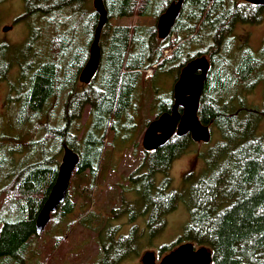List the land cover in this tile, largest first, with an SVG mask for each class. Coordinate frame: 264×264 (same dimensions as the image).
<instances>
[{
  "label": "trees",
  "instance_id": "obj_1",
  "mask_svg": "<svg viewBox=\"0 0 264 264\" xmlns=\"http://www.w3.org/2000/svg\"><path fill=\"white\" fill-rule=\"evenodd\" d=\"M103 1L108 22L100 39V67L89 85L80 82V74L99 25L94 0H24L25 14L16 20H29L33 35L26 62L8 66L18 73L10 83L17 85L10 119L14 136L0 121V264H28L37 255V218L57 181L65 147L79 155L80 163L66 200L52 215L57 228L77 208H88L95 190L107 184V173L117 171L115 155L129 149L130 133L136 131L135 101L147 72L153 70L154 81L167 66L180 65V74L205 56L211 69L199 116L222 138L206 155L207 170L186 191L173 188L172 166L195 143L190 135L174 136L156 151L144 150L129 175L131 187L120 190L122 205L113 207L104 224L95 212L84 214L79 224L98 234L97 264H121L136 252L141 236L137 225L122 234L117 221L129 214L133 224L147 215L155 237L184 203L190 222L173 246L190 242L209 248L213 264H264V132L259 134L264 103L247 108V95L264 85V39L256 51L235 35L239 24L259 25L264 8L239 0H183L170 36L161 40L158 21L180 0ZM134 16L151 17L154 25H112L114 19ZM155 101L158 118L171 112L174 91ZM157 175L163 176L159 184ZM176 248L165 245L160 253Z\"/></svg>",
  "mask_w": 264,
  "mask_h": 264
},
{
  "label": "rangeland",
  "instance_id": "obj_2",
  "mask_svg": "<svg viewBox=\"0 0 264 264\" xmlns=\"http://www.w3.org/2000/svg\"><path fill=\"white\" fill-rule=\"evenodd\" d=\"M239 1L244 2V0ZM25 11L24 0H5L0 4V121L3 123V128H6L5 131L8 130L7 133L10 136H14L17 130L13 127L14 123L10 120L14 119L12 111L14 99L12 98L16 97L17 85H11L10 83L14 81L16 75L18 76V73L15 67L10 66L8 69V66L14 63H25L31 53L29 50L27 53L26 47L29 37L33 35V30L30 27L31 23L29 20L16 22L17 19L25 14ZM153 22L154 20L151 17L140 18L134 16L129 19H114L112 25H124L132 28L137 24L145 26L154 25ZM7 28L9 29L5 31ZM235 35L237 38L239 36L242 42L248 40V46L254 50H259L264 39V14L261 23L257 26L239 24ZM179 68L180 65L174 66V68L167 66L164 70L160 71L159 75L154 78V81H152V76H150L153 75V70L149 72L146 80L138 90L137 100L135 101L139 114L135 119L136 131L130 133L132 135V143L129 149L123 152V155H119V153L115 155V159L117 157L119 160L117 171L115 173H107V184H104L105 186H102L97 191L95 190L93 202L88 208L85 207L83 210L77 208L75 214L71 215L62 224L61 228L55 227L53 222L48 224L44 233L40 234L35 241L33 248L37 255H32L30 260H28V264H97L101 257L98 234L85 229L79 224V221L84 214L87 215L95 212L99 215V221L104 224L107 215L112 211L113 207L117 208L122 205L120 190L124 186L131 187L128 180L129 175L138 167L144 156L142 140L146 130V123L148 120H155L158 114V110L156 109L158 101H155V98L172 94L179 77ZM18 72H20V66ZM263 86L257 85L254 92L247 95V108L251 107L250 105L260 108L263 106ZM87 121L88 117L86 115L83 123ZM212 131V140L209 143H194L186 154L174 162L171 176L175 190L186 191L191 184L197 182L203 175L204 170H207L206 155L209 149L215 148L217 142L222 139L214 128H212ZM259 131V134L264 132V122L261 123ZM134 142L138 146L137 144L133 145ZM156 180L159 183L162 182L163 176L157 175ZM126 197L132 202L136 199L134 194H127ZM3 202L4 198H1L0 212ZM83 205L86 204L83 203ZM85 210H87L86 213H84ZM190 218L189 208L184 203H180L178 208L167 216V225L164 232L154 237L147 228V215L139 217L133 224L129 214L123 216L116 222V224L122 226L121 233L127 235L133 226L137 225L139 227L138 234L141 236V244L136 252L126 260H123L121 264H142V257L146 252H154L157 256V262H159L166 256V252L160 253V249L165 245L176 248L173 245L184 234ZM69 223L71 225L70 230L68 228ZM59 236H65V238L57 241Z\"/></svg>",
  "mask_w": 264,
  "mask_h": 264
},
{
  "label": "water",
  "instance_id": "obj_3",
  "mask_svg": "<svg viewBox=\"0 0 264 264\" xmlns=\"http://www.w3.org/2000/svg\"><path fill=\"white\" fill-rule=\"evenodd\" d=\"M245 3L264 8V0H244ZM183 0L173 3L158 21V36L167 39L180 15ZM94 8L100 16L94 42L90 47L89 60L80 74V82L89 85L98 73L101 62L100 39L108 22V15L103 0H94ZM9 28L5 29L7 31ZM211 69L207 57H199L189 62L181 71L174 86V105L171 112L151 121L143 136L142 146L145 151L160 149L174 136L180 138L190 135L195 143H209L212 131L202 123L199 110L202 95ZM182 111V112H180ZM80 163V157L72 149L65 147L59 168L57 181L46 200L36 222L37 233L43 234L61 204L66 200L73 174ZM142 264H213V253L209 248H198L187 242L179 245L166 255L160 263L154 252H146Z\"/></svg>",
  "mask_w": 264,
  "mask_h": 264
},
{
  "label": "flooded vegetation",
  "instance_id": "obj_4",
  "mask_svg": "<svg viewBox=\"0 0 264 264\" xmlns=\"http://www.w3.org/2000/svg\"><path fill=\"white\" fill-rule=\"evenodd\" d=\"M256 51H257V50H256ZM173 138H174V137H173ZM173 166H174V165H173ZM156 181H157V180H156ZM158 183H159V182H157V184H158ZM123 228H124V227H123ZM160 262H161V261H160ZM160 262H159V263H160Z\"/></svg>",
  "mask_w": 264,
  "mask_h": 264
}]
</instances>
